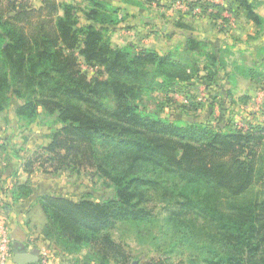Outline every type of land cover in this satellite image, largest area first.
Segmentation results:
<instances>
[{
  "label": "trees",
  "instance_id": "obj_1",
  "mask_svg": "<svg viewBox=\"0 0 264 264\" xmlns=\"http://www.w3.org/2000/svg\"><path fill=\"white\" fill-rule=\"evenodd\" d=\"M81 1L82 9L56 0H0V113L15 99L14 120L53 118L55 125L37 151L6 153L4 174H29L35 164L53 174L84 165L113 191L101 201L87 189L79 199L41 193L45 238L69 254L85 250L79 264H128L133 257L115 239L117 228H134L142 242L143 230L157 227L154 242L167 241L166 252L185 255L183 264H264V126L235 127L222 101L211 125L196 114L202 105L194 95L185 93L180 104L170 97L196 79L216 84L224 51L179 21L172 27L185 32L182 45L114 46L109 33L125 21L121 8L113 0ZM121 1L142 9L155 0ZM236 1L260 23L246 0ZM77 56L98 67L94 76L80 69ZM219 96L230 100L212 94L210 107ZM9 192L15 201L33 193L28 181ZM153 202L165 211L160 219Z\"/></svg>",
  "mask_w": 264,
  "mask_h": 264
},
{
  "label": "crops",
  "instance_id": "obj_2",
  "mask_svg": "<svg viewBox=\"0 0 264 264\" xmlns=\"http://www.w3.org/2000/svg\"><path fill=\"white\" fill-rule=\"evenodd\" d=\"M246 1L261 19L260 23L253 22L246 9L236 0H155L149 3L155 16H141L142 23L133 25L131 32L134 34V41L114 46L134 42L140 47L166 51L178 44L182 45L185 42V32L172 27L174 22L179 21L187 25L194 36L208 40L215 48H220L225 53V68L222 69L216 84L206 85L201 79L191 81V86H201V92L196 93L198 99L202 100V96L206 99L209 92L216 96L228 94V104L236 105L237 109L244 111L243 113H246L253 103L264 109V0ZM215 5L223 8V11L219 12ZM122 27L121 24L118 28ZM240 66L253 69L258 76L242 74L238 69ZM223 100L222 104H225L226 101ZM7 110L0 113V207L3 209L0 217L9 231L10 264H16L13 261L15 253L21 250L31 251L34 248L39 251L38 259L42 249L48 250L49 264H79L77 259L83 252L69 254L60 246L48 241L43 233L47 221L38 196L43 192L62 190L64 185L55 179L50 171L35 169L28 174L20 168L14 177L4 174L3 165L7 162L3 158L7 151L9 152V145L16 142L17 131L21 126L16 120L7 121ZM13 116L15 118L14 110ZM31 125L29 126L32 127ZM41 139L45 140L43 144L49 140L47 135ZM27 181L32 188V195L27 199L13 200L9 188L14 183Z\"/></svg>",
  "mask_w": 264,
  "mask_h": 264
},
{
  "label": "rangeland",
  "instance_id": "obj_3",
  "mask_svg": "<svg viewBox=\"0 0 264 264\" xmlns=\"http://www.w3.org/2000/svg\"><path fill=\"white\" fill-rule=\"evenodd\" d=\"M37 1L38 0H35V2ZM56 1L70 2L76 4L81 9L86 7V2H82L81 0H56ZM113 2L114 4L118 5L121 8V10L119 11V16L122 17L123 19L125 18V21L121 23L123 25L122 28H118L117 30L114 29V33H112L113 31L109 33L111 35L112 44L121 45L127 41H134V38H132L134 34H132L131 32V30H133V25L135 26L142 23V21H140L141 16L147 17L150 14L151 17L155 16V14L153 13L154 9L153 8L151 9L149 3L145 4V6H143V8L140 9L136 6L123 3L121 0H113ZM79 17H80V24L85 23L84 22L85 20L80 13H79ZM77 59L80 69L83 72H85L89 78L95 75V72L98 70V67L96 66L90 67L84 64L82 59L78 56ZM198 92L199 93L201 92V86L195 85V86H190L188 88H184L181 92L180 91L174 92L173 96L170 95V97L173 100H175V103L180 104V103H186L188 101L187 97L185 96V93L186 95H191V94L194 95L195 101L200 102L202 105L201 108L197 110L196 114L200 115L205 123H210L211 125H215L217 118L220 116L219 103L220 101H222L220 100L221 96L216 98L215 102L214 101L212 102V107H210L212 92L207 93L206 99H204V96H202V100L198 99L197 96ZM12 100L13 101H11V106L9 107L10 110L8 109L6 113V118L8 122L14 120L13 107L15 105L14 103L18 102V100L15 99ZM228 103L229 101H226L225 103V107L227 106L226 107L227 112L225 118L229 120L235 127L240 129H248L249 127L255 125L264 126V109H262L261 107H257L255 103H253L254 105L253 104L250 105L251 108H249L246 111V113H243L244 111L237 109L236 105L233 106ZM169 109L170 108L165 107V111H169ZM175 111L179 112V110H175ZM20 125L21 126L17 131L18 137L16 138V142L10 144L8 150L9 152L19 151L20 154L27 156L29 155V151L30 152L37 151L36 149L43 144L42 142H45V140H42L41 138H43V136L45 135H47L48 137L49 134H47L46 132L50 133L51 129L55 126L53 123V118H46L44 120L35 121L33 122L32 125L29 124L32 127H30L29 125H24L23 123H21ZM37 132L40 134L38 135ZM19 147H22L23 150H18ZM9 152L7 151V154ZM7 154L3 158L5 162H7V158H6ZM13 158L15 159V157ZM46 168L51 170L50 167H46ZM35 169L40 171V170H44L45 168L39 167L38 164H35L34 170ZM51 174L55 179H57L59 182H61L64 185L62 190L56 189L57 191H54L53 192L54 194H59V195L61 194L73 199H79V197L83 193L87 192L85 191L87 189L89 192L92 193V198L95 199L96 201H101L102 199L110 197L113 194L112 188L105 184L106 180L99 178L97 176V173L93 167H88L83 165L81 167H76L73 170L64 169V170H59L54 174L53 173ZM153 204H154L153 208L155 209V212H160L157 215L158 218L160 219L162 217L161 212H165V211L162 210V205H159L156 202H153ZM158 229L159 228L157 227L150 228L148 230L144 229L142 232L143 234L141 239L142 242H139L137 241L136 232L134 228H131L130 226L120 227V229L117 228V230L115 231V239L127 245V249L131 253V256L133 257L128 264H132L133 261H138V263H143L149 261L150 259H153L154 261H160V260L165 261V259H167L165 264H183V262L185 261V255H182L181 253L178 252H174L172 254L166 252L167 241L164 243V240H162V242L161 243L158 242V244L154 242V239L152 237L158 235ZM82 252L84 253L85 250H83Z\"/></svg>",
  "mask_w": 264,
  "mask_h": 264
},
{
  "label": "built area",
  "instance_id": "obj_4",
  "mask_svg": "<svg viewBox=\"0 0 264 264\" xmlns=\"http://www.w3.org/2000/svg\"><path fill=\"white\" fill-rule=\"evenodd\" d=\"M2 210H3L2 207H0V212H2ZM48 259H49L48 250L42 249L40 251L39 259L36 262V264H49ZM10 263H11V247H10L9 231L7 229L6 224L2 221L0 217V264H10Z\"/></svg>",
  "mask_w": 264,
  "mask_h": 264
},
{
  "label": "water",
  "instance_id": "obj_5",
  "mask_svg": "<svg viewBox=\"0 0 264 264\" xmlns=\"http://www.w3.org/2000/svg\"><path fill=\"white\" fill-rule=\"evenodd\" d=\"M39 251L37 248L31 251H18L13 257V261L16 264H35L38 261ZM132 264H137V261H133Z\"/></svg>",
  "mask_w": 264,
  "mask_h": 264
}]
</instances>
